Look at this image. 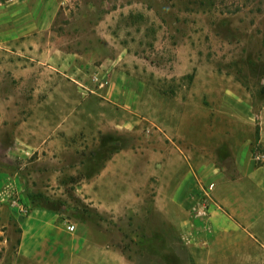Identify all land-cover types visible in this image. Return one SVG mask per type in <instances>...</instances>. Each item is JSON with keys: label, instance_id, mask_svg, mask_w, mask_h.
<instances>
[{"label": "rangeland", "instance_id": "374dc122", "mask_svg": "<svg viewBox=\"0 0 264 264\" xmlns=\"http://www.w3.org/2000/svg\"><path fill=\"white\" fill-rule=\"evenodd\" d=\"M28 23L35 28L20 35ZM18 36L40 40L41 51L86 54L94 65L116 59V74L125 77L116 118L133 117L136 124L131 130L116 127L115 135L98 130L74 137L73 148L56 162L37 160V152L23 166H18L21 159L9 161L10 176L17 167L21 170L17 184L9 178L0 190L3 209L26 216L41 205L57 214L56 222L75 226L66 230L74 241H103L142 264H192L194 248L199 249L192 237L163 239L154 233L150 238L142 229L122 231L116 225V197L102 215L90 200L99 191L86 183L98 179L117 148L130 143L143 149L151 138L160 142L167 135L177 140L179 130L208 147L201 154L221 155L229 141L247 137L253 154L264 151L258 143L264 109V0H0V95L10 92L15 102L20 84L2 67L17 52L7 39ZM207 184L200 182L201 189ZM104 192L106 198L116 195V190ZM139 193L146 202L154 199L152 190ZM4 225L13 246L18 224L10 220ZM1 253L3 263L15 261L12 253ZM112 256L116 259L115 252Z\"/></svg>", "mask_w": 264, "mask_h": 264}, {"label": "crops", "instance_id": "0c3cea01", "mask_svg": "<svg viewBox=\"0 0 264 264\" xmlns=\"http://www.w3.org/2000/svg\"><path fill=\"white\" fill-rule=\"evenodd\" d=\"M28 24L18 30L20 35L35 28ZM7 40L17 52L2 68L17 77L20 90L16 102L10 92L0 95V190L9 178L19 182L17 170L21 168L12 170L15 176H10L9 161L18 164L21 159L18 166H23L37 152V160L56 162L63 158V151L73 148L74 137H88L98 130L115 135L116 127H135L133 117L116 118L119 91L125 82L120 72L116 74V59L107 63L105 58L94 65L86 54L54 48L41 51L40 40L21 36ZM91 75L104 76L106 84L95 87ZM261 117L258 143L264 150V109ZM104 126L112 131H104ZM172 138L167 135V140L161 138L160 142L151 138L143 149L130 143L117 148L100 169L98 179L86 183L99 191L90 199L91 206L104 215L116 197V225L122 231L142 229L150 238L154 233L163 239L192 237L199 248H194L192 264H264V161H254L251 139L231 140L224 153L216 155L201 154V148L208 147L181 130L177 140ZM205 154L207 160L200 162ZM217 156L219 164L214 162ZM200 182L214 184L207 220L190 212L199 198ZM108 190H116V195L106 198L104 191ZM144 190L154 191V199L146 202L139 193ZM3 208L0 201V252L15 255L11 264H142L103 241L90 242L83 237L74 241L66 225L55 221L57 214L41 205L26 216ZM10 220L20 229L13 246L4 235L7 230H2ZM0 264L5 262L0 259Z\"/></svg>", "mask_w": 264, "mask_h": 264}, {"label": "built area", "instance_id": "2783aa9c", "mask_svg": "<svg viewBox=\"0 0 264 264\" xmlns=\"http://www.w3.org/2000/svg\"><path fill=\"white\" fill-rule=\"evenodd\" d=\"M90 79L95 83V87H103L106 84L104 76L98 78L97 75H91ZM253 159L257 163H261L264 161V151L255 152L253 154ZM206 187H202V191L199 195V198L194 206L191 207L192 216H196L199 219L207 220L209 218V205H210V192L213 189L214 184L209 183L205 185ZM75 226L73 224H66V229L68 231H73Z\"/></svg>", "mask_w": 264, "mask_h": 264}, {"label": "trees", "instance_id": "16d2710c", "mask_svg": "<svg viewBox=\"0 0 264 264\" xmlns=\"http://www.w3.org/2000/svg\"><path fill=\"white\" fill-rule=\"evenodd\" d=\"M259 149H261V148H258V150H259ZM114 151H115V150H114ZM261 151H262V150H261ZM252 152H254L253 149H252ZM256 163H257V162H256ZM257 164H259V163H257ZM36 195H37V196H41V193H36Z\"/></svg>", "mask_w": 264, "mask_h": 264}]
</instances>
